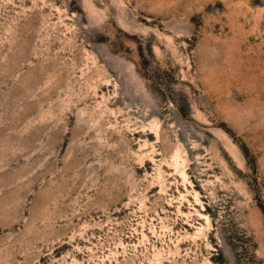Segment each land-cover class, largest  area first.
<instances>
[{"label":"rangeland","instance_id":"1","mask_svg":"<svg viewBox=\"0 0 264 264\" xmlns=\"http://www.w3.org/2000/svg\"><path fill=\"white\" fill-rule=\"evenodd\" d=\"M0 264H264V0H0Z\"/></svg>","mask_w":264,"mask_h":264}]
</instances>
